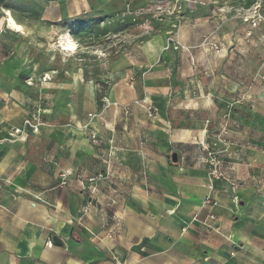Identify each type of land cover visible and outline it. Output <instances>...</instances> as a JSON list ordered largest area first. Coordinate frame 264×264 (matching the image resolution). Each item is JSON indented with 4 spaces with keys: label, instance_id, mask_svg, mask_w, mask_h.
<instances>
[{
    "label": "rangeland",
    "instance_id": "1",
    "mask_svg": "<svg viewBox=\"0 0 264 264\" xmlns=\"http://www.w3.org/2000/svg\"><path fill=\"white\" fill-rule=\"evenodd\" d=\"M190 100L209 109L208 122L184 124L204 126L205 145L182 149L171 140ZM27 116L39 132L27 130L16 152L49 167V199H29L51 215L75 206L69 221L91 244L88 264L101 261L116 207L129 203L117 185L134 174L150 189L149 155L183 174L182 156L212 152L233 217L264 218V0H0V117L11 127Z\"/></svg>",
    "mask_w": 264,
    "mask_h": 264
},
{
    "label": "crops",
    "instance_id": "2",
    "mask_svg": "<svg viewBox=\"0 0 264 264\" xmlns=\"http://www.w3.org/2000/svg\"><path fill=\"white\" fill-rule=\"evenodd\" d=\"M183 106L175 116L179 126L171 142L182 149L194 140L199 143L198 139L200 146L205 145V130L200 125L208 122L209 109L200 108L194 100ZM27 118L10 127L7 117H0V264H88L93 255L91 244L85 236L82 240L69 221L75 206L69 205L66 214L51 215L41 202L29 199H49L43 188L49 167L40 157L16 152L27 141L10 146L4 141L11 128L22 127ZM187 122L200 124L199 128L184 127ZM163 145L167 148L170 143ZM204 150L195 147L191 155L181 157L180 172L186 164L183 174L176 168L169 170L164 160L157 164L154 155L145 157L151 183L148 190L134 174L127 182L131 185H117L119 192L130 194V200L127 206L116 207L115 238L110 235L112 242L107 237L102 241L104 254L97 264H264V218L233 217L229 189L221 180H209ZM238 170L245 178L246 170ZM173 173L181 177L180 186L173 181ZM207 194L215 200L211 207L204 204ZM211 212L217 214V221L206 219ZM54 236L64 246L53 243L48 247ZM108 254L113 262L106 261Z\"/></svg>",
    "mask_w": 264,
    "mask_h": 264
},
{
    "label": "built area",
    "instance_id": "3",
    "mask_svg": "<svg viewBox=\"0 0 264 264\" xmlns=\"http://www.w3.org/2000/svg\"><path fill=\"white\" fill-rule=\"evenodd\" d=\"M254 25L256 26L257 23L255 21ZM27 130L33 131L34 133L39 132V123L36 117L28 118L24 121L22 127L13 128L9 132V136L7 139H5V142H26L27 141ZM208 163L210 165V171H209V180L212 182L214 179H219L222 176L221 173V162L220 160L212 153H208ZM212 189V188H211ZM214 219V217H211ZM48 247L53 246V242L50 240L47 243Z\"/></svg>",
    "mask_w": 264,
    "mask_h": 264
},
{
    "label": "bare ground",
    "instance_id": "4",
    "mask_svg": "<svg viewBox=\"0 0 264 264\" xmlns=\"http://www.w3.org/2000/svg\"><path fill=\"white\" fill-rule=\"evenodd\" d=\"M8 23H9V27L11 29H14L15 31L21 32L22 31V26L19 25L15 19L13 18V16L11 14H9L8 17Z\"/></svg>",
    "mask_w": 264,
    "mask_h": 264
},
{
    "label": "water",
    "instance_id": "5",
    "mask_svg": "<svg viewBox=\"0 0 264 264\" xmlns=\"http://www.w3.org/2000/svg\"><path fill=\"white\" fill-rule=\"evenodd\" d=\"M172 159H173V162L176 163L178 160L177 154H173ZM52 241H53L54 245H56V246H60V247L64 246V243L61 241V239L58 236H54Z\"/></svg>",
    "mask_w": 264,
    "mask_h": 264
},
{
    "label": "trees",
    "instance_id": "6",
    "mask_svg": "<svg viewBox=\"0 0 264 264\" xmlns=\"http://www.w3.org/2000/svg\"><path fill=\"white\" fill-rule=\"evenodd\" d=\"M3 1V0H2Z\"/></svg>",
    "mask_w": 264,
    "mask_h": 264
}]
</instances>
